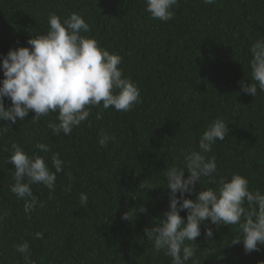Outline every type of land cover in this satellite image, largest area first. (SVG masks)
Segmentation results:
<instances>
[{"label":"trees","instance_id":"trees-1","mask_svg":"<svg viewBox=\"0 0 264 264\" xmlns=\"http://www.w3.org/2000/svg\"><path fill=\"white\" fill-rule=\"evenodd\" d=\"M71 12L91 27L82 35L122 57L119 67L138 86L140 103L127 113L93 108L70 136L51 134L47 124L55 113L37 123L32 112L16 124L0 122L10 127L0 136V210L8 213L0 220V264H171L153 250L143 229L169 210L164 172L182 166V150H198L213 120L222 118L229 129L207 154L216 159V176L240 174L250 190L264 192V92L245 95L238 83L251 82L248 48L264 37V0H180L167 22L150 18L144 0H0V56L30 47L29 38L46 33L50 13L63 19ZM101 133L116 140L100 147ZM12 143L29 156H44L53 171L52 153L64 161L51 198L45 186H32L46 206L29 216L24 201L9 191L14 169L4 161ZM37 143L51 151L40 152ZM199 187L213 185H197L185 198L194 199ZM82 193L87 205L80 202ZM140 207L147 212H137L131 222L121 219ZM180 215L186 218V212ZM205 224L186 264H264V245L245 254L242 244H231L237 226L209 225L213 236L206 238ZM37 232L41 238L34 239ZM25 240L27 260L14 248Z\"/></svg>","mask_w":264,"mask_h":264},{"label":"clouds","instance_id":"clouds-1","mask_svg":"<svg viewBox=\"0 0 264 264\" xmlns=\"http://www.w3.org/2000/svg\"><path fill=\"white\" fill-rule=\"evenodd\" d=\"M205 5L215 0H201ZM180 0H144L145 11L150 18L162 22L175 16ZM47 31L27 40L30 47L9 49L0 56V122L16 124L29 112L33 123L44 116L55 113V120L49 121L52 135L70 136L75 127L88 120L93 108L109 109L127 113L140 103L138 86L126 77L119 67L122 57L110 53L99 42L89 36L90 25L76 12L65 18L50 13ZM251 82L239 81L241 91L256 97L264 92V37L254 40L248 48ZM5 98L10 101L5 105ZM101 118V113L96 114ZM222 118L213 120L200 135L198 150L181 151L182 166H171L164 172L169 192L168 211L159 222L143 229L145 238L153 250L171 258V264H186L197 251L196 239L201 235V225L205 224V237L213 236L209 225L237 226L238 235L231 240L232 245L242 244L245 254L259 251L264 245V192L250 190L249 181L240 174L230 178L216 176L217 165L214 156L208 157L213 145L224 141L229 129ZM10 129L8 123H0V136ZM115 134L101 133L98 144L106 147L115 141ZM35 147L42 153L51 151L47 143H37ZM9 153L5 163L13 166V184L9 191L18 200L24 201V212L29 216L37 207H45V202L33 195L32 186H45L54 192L57 174L64 168V161L58 152L50 156L49 168L44 156H29L17 143L5 149ZM185 172L188 173L185 178ZM213 187L200 188L194 199L192 195L200 184ZM140 188L145 189L142 182ZM151 188V187H150ZM179 193V195H177ZM82 205L88 204V196L80 195ZM186 212L182 218L180 212ZM146 213L140 207L126 211L121 219L133 221L136 213ZM8 213L0 210V220ZM41 238V233L34 234ZM186 241L188 243H186ZM15 251L27 260L31 256L28 241L14 245ZM196 264V261H193Z\"/></svg>","mask_w":264,"mask_h":264}]
</instances>
